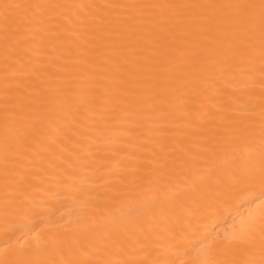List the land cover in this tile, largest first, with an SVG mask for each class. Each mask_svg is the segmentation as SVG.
Listing matches in <instances>:
<instances>
[{
  "label": "bare ground",
  "instance_id": "bare-ground-1",
  "mask_svg": "<svg viewBox=\"0 0 264 264\" xmlns=\"http://www.w3.org/2000/svg\"><path fill=\"white\" fill-rule=\"evenodd\" d=\"M158 12L117 31L126 9H45L7 38L0 16V260L209 264L241 255L209 240L245 229L259 241L258 158L252 180L215 175L260 138L258 29L255 70L237 69L210 34L205 52L194 29L154 25ZM220 115L238 121L231 140Z\"/></svg>",
  "mask_w": 264,
  "mask_h": 264
},
{
  "label": "snow or ice",
  "instance_id": "snow-or-ice-1",
  "mask_svg": "<svg viewBox=\"0 0 264 264\" xmlns=\"http://www.w3.org/2000/svg\"><path fill=\"white\" fill-rule=\"evenodd\" d=\"M73 7L78 9H104L108 15L109 9H126L129 14L123 18L117 17L114 23L117 31L133 27L148 18L146 14H152L159 10L158 18L153 16L151 22L157 26L174 24L183 29L193 30L195 37H204L194 41V48L207 51L209 48V34L219 47H227L232 51L229 61H234L238 69L239 64L246 63L250 71L255 70V50L257 29L259 33V72L264 79V0H214V2L200 3H128V4H32L4 2L0 4L2 9V23L6 38L18 30L21 25L31 19V14L45 9ZM7 119V117H6ZM224 123L222 138L233 139V133L237 129L238 121L228 115L214 117ZM261 131L258 144L249 145L245 148H236L231 156L221 159L216 172L219 181L224 175L232 178L234 182L252 180L257 172V158L259 164V177L264 186V107L260 112ZM197 185L193 183L191 190ZM182 195L172 194L173 199ZM259 246L260 258H254V251ZM238 248L241 255L238 258L228 260L211 261L209 264H264V231L261 232L259 241L245 229L231 236H224L208 241L209 251L215 248ZM0 264H46L40 260H0ZM68 264H107L101 261H72ZM119 264H138V262H119ZM149 264H157L155 261Z\"/></svg>",
  "mask_w": 264,
  "mask_h": 264
}]
</instances>
